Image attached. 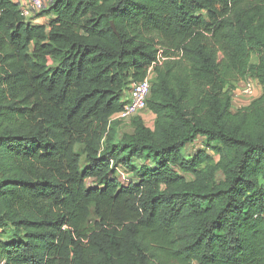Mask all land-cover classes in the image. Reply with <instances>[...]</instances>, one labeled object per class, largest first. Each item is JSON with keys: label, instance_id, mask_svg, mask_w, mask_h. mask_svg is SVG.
Here are the masks:
<instances>
[{"label": "trees", "instance_id": "1", "mask_svg": "<svg viewBox=\"0 0 264 264\" xmlns=\"http://www.w3.org/2000/svg\"><path fill=\"white\" fill-rule=\"evenodd\" d=\"M42 11L0 0L1 262L264 264V0ZM151 68L153 125L120 134L112 117ZM250 79L261 95L234 110Z\"/></svg>", "mask_w": 264, "mask_h": 264}, {"label": "built area", "instance_id": "2", "mask_svg": "<svg viewBox=\"0 0 264 264\" xmlns=\"http://www.w3.org/2000/svg\"><path fill=\"white\" fill-rule=\"evenodd\" d=\"M52 0H17L22 15L26 19H31L36 13L43 10ZM152 68L149 75L142 81L134 82L130 85V89L124 96V106L112 117V121H127L134 116L140 115L147 110V102L150 96ZM245 87L241 92L250 96L255 91V83L250 79L245 83Z\"/></svg>", "mask_w": 264, "mask_h": 264}, {"label": "rangeland", "instance_id": "3", "mask_svg": "<svg viewBox=\"0 0 264 264\" xmlns=\"http://www.w3.org/2000/svg\"><path fill=\"white\" fill-rule=\"evenodd\" d=\"M53 14H50L49 12L45 11H41L40 13H36V15L34 16L35 19V24H43V23H48L50 21V19L52 18ZM253 60L256 62L257 61V57H254ZM246 84H243L242 89L245 87ZM240 88H238L236 91L238 92V95L236 96V101H235V106H234V110H237L238 108L247 105L248 103H250L253 99L258 98L261 95V90L258 91L255 90L254 93L251 96H246L244 95ZM239 99V102H237V100ZM140 116L144 119V121L148 124V125H153L154 122V117L155 115L150 111V110H145L143 111ZM132 123V119L127 120V121H120L118 123L119 127V133H132L133 128L131 126ZM204 147V140L201 138L198 141L195 142V144L193 145H189L187 148V152L189 154H195L199 149H203ZM144 164L143 162L139 161L137 162V165H142ZM147 165H149L148 163H145ZM117 176L118 179L121 180L124 184H129V183H134L138 181V177L133 174L132 171H130L129 169H127L126 167H120L118 168L117 171ZM190 178V176H189ZM88 184L89 185H94L92 180H88ZM0 236L1 238H6L8 235L5 234L4 232H2L0 230ZM1 262V259H0Z\"/></svg>", "mask_w": 264, "mask_h": 264}, {"label": "clouds", "instance_id": "4", "mask_svg": "<svg viewBox=\"0 0 264 264\" xmlns=\"http://www.w3.org/2000/svg\"><path fill=\"white\" fill-rule=\"evenodd\" d=\"M14 1L18 4L17 0H14ZM19 7H20V6H19ZM41 11H42V10H41ZM41 11H40V12H41ZM40 12H38V13H40ZM38 13H37V14H38ZM35 15H36V14H35ZM35 15H34V16H35ZM34 16L30 19L33 23L36 22L35 19H34ZM147 110H148V109H147ZM0 264H3V263L1 262Z\"/></svg>", "mask_w": 264, "mask_h": 264}, {"label": "water", "instance_id": "5", "mask_svg": "<svg viewBox=\"0 0 264 264\" xmlns=\"http://www.w3.org/2000/svg\"><path fill=\"white\" fill-rule=\"evenodd\" d=\"M113 28H114V30L116 31V29H115V26L113 25Z\"/></svg>", "mask_w": 264, "mask_h": 264}, {"label": "crops", "instance_id": "6", "mask_svg": "<svg viewBox=\"0 0 264 264\" xmlns=\"http://www.w3.org/2000/svg\"><path fill=\"white\" fill-rule=\"evenodd\" d=\"M236 101V100H235ZM237 102H239V99L237 100ZM235 103V102H234ZM155 118V117H154Z\"/></svg>", "mask_w": 264, "mask_h": 264}]
</instances>
